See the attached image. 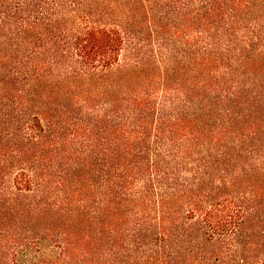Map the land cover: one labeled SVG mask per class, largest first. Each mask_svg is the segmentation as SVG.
<instances>
[{"label": "trees", "instance_id": "1", "mask_svg": "<svg viewBox=\"0 0 264 264\" xmlns=\"http://www.w3.org/2000/svg\"><path fill=\"white\" fill-rule=\"evenodd\" d=\"M0 264H264V0H0Z\"/></svg>", "mask_w": 264, "mask_h": 264}]
</instances>
